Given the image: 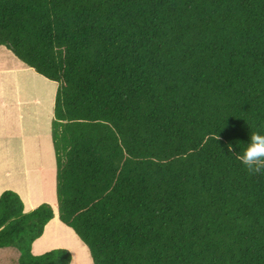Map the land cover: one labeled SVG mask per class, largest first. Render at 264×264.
<instances>
[{
	"label": "trees",
	"instance_id": "trees-1",
	"mask_svg": "<svg viewBox=\"0 0 264 264\" xmlns=\"http://www.w3.org/2000/svg\"><path fill=\"white\" fill-rule=\"evenodd\" d=\"M0 46L56 85L59 217L94 264H264L234 156L264 134V0H0ZM54 218L5 191L0 248L71 264L33 254Z\"/></svg>",
	"mask_w": 264,
	"mask_h": 264
},
{
	"label": "rangeland",
	"instance_id": "rangeland-1",
	"mask_svg": "<svg viewBox=\"0 0 264 264\" xmlns=\"http://www.w3.org/2000/svg\"><path fill=\"white\" fill-rule=\"evenodd\" d=\"M3 90L6 97L21 96L24 116L19 119L11 110L0 115L7 130V136L0 138V197L8 190L20 191L24 198L25 194L35 198L36 207L47 203L54 208L55 218L34 244V255L67 249L73 257L71 264H94L88 247L59 217L57 155L52 136L55 83L37 75L0 46V95ZM23 201L27 212L36 208L30 209L28 198ZM19 260L18 249L0 248V264H18Z\"/></svg>",
	"mask_w": 264,
	"mask_h": 264
},
{
	"label": "clouds",
	"instance_id": "clouds-1",
	"mask_svg": "<svg viewBox=\"0 0 264 264\" xmlns=\"http://www.w3.org/2000/svg\"><path fill=\"white\" fill-rule=\"evenodd\" d=\"M213 139L218 141L220 137L213 134ZM228 151L234 153L231 145ZM234 156L250 174L264 175V134L253 132L243 153H234Z\"/></svg>",
	"mask_w": 264,
	"mask_h": 264
},
{
	"label": "crops",
	"instance_id": "crops-1",
	"mask_svg": "<svg viewBox=\"0 0 264 264\" xmlns=\"http://www.w3.org/2000/svg\"><path fill=\"white\" fill-rule=\"evenodd\" d=\"M16 98L18 99H14L11 98L10 96H7L4 94V90L3 93L0 95V115L1 113H5V112H9L11 110V113L13 115L18 114L19 119H22L24 116V113L22 114L21 109H20V103L22 101V98L20 95H18ZM12 100V103L10 102ZM3 119H0V138H4L5 136H7V130L5 127V124L3 123ZM14 190H17L16 188ZM22 192L19 191V194H21ZM26 197L28 198L30 209L32 210L33 208H35L37 205L34 203V199L32 196H30L29 194H25ZM23 200L25 199L23 194H21ZM37 208V207H36ZM35 208V209H36ZM25 211L27 212V207L25 206ZM36 243V242H35ZM34 243V244H35ZM34 247V245H33Z\"/></svg>",
	"mask_w": 264,
	"mask_h": 264
}]
</instances>
